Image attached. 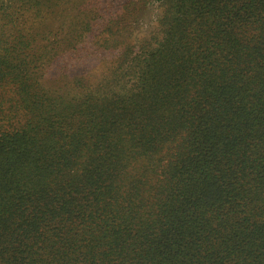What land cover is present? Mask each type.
Segmentation results:
<instances>
[{"label":"trees","instance_id":"16d2710c","mask_svg":"<svg viewBox=\"0 0 264 264\" xmlns=\"http://www.w3.org/2000/svg\"><path fill=\"white\" fill-rule=\"evenodd\" d=\"M149 1L133 43L134 0H0L65 26L37 49L0 29V264H264V0ZM87 38L80 62L114 55L94 82L44 77Z\"/></svg>","mask_w":264,"mask_h":264},{"label":"rangeland","instance_id":"374dc122","mask_svg":"<svg viewBox=\"0 0 264 264\" xmlns=\"http://www.w3.org/2000/svg\"><path fill=\"white\" fill-rule=\"evenodd\" d=\"M130 1L131 0H52V2H57V4H55L57 13H61L62 16H72L75 14L81 19L83 17L93 16V13L98 12L105 18L110 16V19L113 18V21L117 12L121 10V7ZM134 3L136 5L133 6L136 9V15L134 14L135 19L131 20L134 23L130 38V41L133 43L148 37L151 32L156 30V18L159 12L157 2L150 3L149 1L147 4H144V0H134ZM36 9L37 8L33 9L28 6L22 7L21 9H18L17 6L9 8L8 11L10 15L8 18L2 19L0 15V29H2L5 35L10 36V38L17 36L18 30H21L22 34L25 36L34 35L36 40L31 44L34 49L38 47L42 48L43 45L47 44L44 37L49 38L54 34H57L56 37H63L65 26H63L61 30H58V27H56L61 22V17L58 14L54 16L50 27H48L52 29L51 33H49L48 29L44 28V25L42 26L43 19L40 16H36V12H41V10L37 11ZM88 13L91 14L88 15ZM43 28L44 31H42ZM89 38L92 39L91 36ZM31 46L28 48H31ZM59 50H64V48L60 47ZM91 51V41L87 38L85 42L79 44L76 49L64 51L63 54L61 53L52 63L44 64L43 66L40 65L43 70L45 69L44 77L46 79L49 78L50 74L55 73V70L63 67L66 62H69L67 67L73 68V72L82 75L86 79L84 81L94 82L95 79L102 74L105 64L107 65V63L114 58V55H111L110 52L107 53L102 50H97V53L94 54L96 56L92 58H83L81 62L75 57L83 55L84 52ZM70 54L74 57H68ZM47 71H49V73H47Z\"/></svg>","mask_w":264,"mask_h":264}]
</instances>
